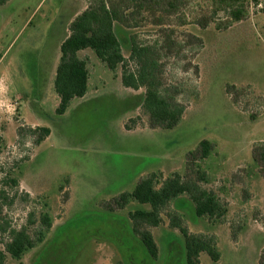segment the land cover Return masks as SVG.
Segmentation results:
<instances>
[{"label":"rangeland","instance_id":"1","mask_svg":"<svg viewBox=\"0 0 264 264\" xmlns=\"http://www.w3.org/2000/svg\"><path fill=\"white\" fill-rule=\"evenodd\" d=\"M262 2L246 0L245 18L220 31L232 17L214 12L212 0H137L121 6L127 24L118 25L117 35L125 58L130 35L151 47L163 95L185 106L172 129L150 127L135 105L143 89L124 88L118 71H109L92 51L81 53L89 70L85 95L73 98L61 116L55 114L59 44L92 0L0 4V91L5 93L0 96V192L7 199L0 216L11 228L26 227L31 234L44 213L51 223L20 261L6 256L5 264H185L184 239L165 215L152 230L158 247L152 259L127 218L149 206H111L151 173L191 179L196 168L204 177L200 186L226 207L224 221L196 216L186 195L172 200L169 209L188 232L214 238L219 260L202 253L200 264H260L264 169L253 162L252 152L264 143ZM43 128L49 135L41 138ZM202 140L213 148L197 161Z\"/></svg>","mask_w":264,"mask_h":264},{"label":"trees","instance_id":"2","mask_svg":"<svg viewBox=\"0 0 264 264\" xmlns=\"http://www.w3.org/2000/svg\"><path fill=\"white\" fill-rule=\"evenodd\" d=\"M5 0H0V4ZM111 4L109 0H92V4L77 14L68 24V34L59 44V60L55 68L53 88L59 98L55 114L61 116L73 98L85 95L88 85V60L81 56L84 51H92L96 58L105 67L115 73L118 71L121 85L133 91L143 89V94L135 105L147 115L148 125L152 128L172 129L182 119L185 106L179 104L173 96L163 95L158 76V62L150 54L151 47L141 46L134 35L127 37L129 55L125 58L122 44L117 35L118 25L127 24L126 11L132 2L137 0H120ZM146 1V0H138ZM156 1V0H153ZM177 1V0H171ZM215 11H227L231 15V22L217 30L228 29L232 23L242 21L244 3L246 0H212ZM257 2V0H255ZM264 12V0L262 2ZM128 27H130L128 25ZM200 44V43H199ZM133 62L135 68L130 67L128 61ZM134 124L135 121L131 119ZM41 138L49 135V129H41ZM36 130H32L34 133ZM213 145L202 140L197 151V161L206 159ZM196 154V153H195ZM192 155L191 157H193ZM253 162L261 164L264 169V143L254 146ZM196 157V156H195ZM195 177L189 179L173 173L163 178L161 173H151L141 178L131 192L120 193L112 202L111 208L124 209L130 202L148 205L147 210H135L127 213L132 231L138 236L142 246L152 259L158 256V247L154 241L152 230L162 224L163 217L171 228L178 230L184 239L185 264H200V254L205 253L217 262L219 253L212 236L192 234L184 227L179 214L170 208L171 201L179 196L186 195L192 202L194 212L198 217H205L210 222L224 221L226 207L212 192L203 189L199 183L204 180L198 168L193 169ZM15 186L16 182L13 180ZM0 214L7 201L3 192H0ZM168 209V210H167ZM167 213H163L164 211ZM31 218V214L29 216ZM37 229L31 234L26 227H10L7 221L0 216V264H5L6 256L20 261L27 250L42 241L44 234L49 230L51 223L47 213L40 216ZM31 223H33L30 220ZM30 223V224H31ZM260 264H264V257Z\"/></svg>","mask_w":264,"mask_h":264},{"label":"crops","instance_id":"3","mask_svg":"<svg viewBox=\"0 0 264 264\" xmlns=\"http://www.w3.org/2000/svg\"><path fill=\"white\" fill-rule=\"evenodd\" d=\"M2 92H3V90L0 91V96H1V97H2V96H5V93H3V94H4V95H3ZM2 103H3V104H6V101L4 100ZM0 106H1V105H0ZM2 106H5V105H2ZM7 106H8V105H7Z\"/></svg>","mask_w":264,"mask_h":264}]
</instances>
